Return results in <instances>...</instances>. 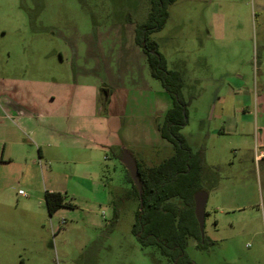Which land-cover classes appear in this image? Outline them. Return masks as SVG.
Returning <instances> with one entry per match:
<instances>
[{
    "label": "rangeland",
    "instance_id": "1",
    "mask_svg": "<svg viewBox=\"0 0 264 264\" xmlns=\"http://www.w3.org/2000/svg\"><path fill=\"white\" fill-rule=\"evenodd\" d=\"M150 10V0H0V82L14 78L18 92L50 94L55 107L73 113H95L98 103L108 108L98 91L103 71L99 77L83 73L96 67L85 59L86 38H94L109 48L116 74L108 114L120 116L121 137L138 162L159 165L175 148L154 121L164 124L174 98L150 75L148 61L128 47ZM150 41L168 70L182 77L186 124L180 132L193 153H203L201 185L209 194L204 233L213 241L200 247L190 236L187 256L198 264H264V157L256 159V144L264 145V0H177ZM237 71L249 92L235 98L238 78L230 74ZM121 150L109 149L104 160L108 193L79 195L77 208L60 215H50L31 194L42 177L11 187L14 210L22 212L19 189L29 195L24 198L31 199L35 226L0 227V263L174 264L133 233L139 199ZM88 197L100 201L89 212ZM59 223L62 231L54 235ZM25 239L37 246L32 254L24 252Z\"/></svg>",
    "mask_w": 264,
    "mask_h": 264
},
{
    "label": "crops",
    "instance_id": "2",
    "mask_svg": "<svg viewBox=\"0 0 264 264\" xmlns=\"http://www.w3.org/2000/svg\"><path fill=\"white\" fill-rule=\"evenodd\" d=\"M122 40L120 38L121 42ZM86 41L85 59L92 61L96 67L83 70V73L99 77V73L103 71L104 79L98 91L102 95V102L107 101L109 108L112 92L116 87V74L109 63L112 58L106 54L109 48L105 49L94 42V38H86ZM129 44V48H133L138 56L147 61V54L137 44L136 32L133 42ZM74 47L76 49L78 46ZM230 75L238 78L236 85H232L235 98L245 91L249 92L248 86L244 84V74L237 71ZM2 79L5 81L0 82V227L13 228L16 222L27 227L35 226L34 220L30 219V214L31 218L34 216L31 199L24 198L29 197L26 191L19 189L24 191V194L19 193L22 196V205L18 203L22 212L12 209L9 201V189L22 184L23 180L29 183L34 177H42L41 186H32L30 191L37 200L44 201L47 210L45 195L48 191L61 192L66 195L67 201L74 204L71 207H60L54 214L49 213L50 215H60L63 213L62 209L77 208L74 200H78L79 195L85 196L89 193L96 197L100 190L107 194L109 186L102 179L106 154L109 149H126L120 134L123 127L120 116L115 113L108 114L109 109L101 103H98L95 113H73L66 106L55 107V98L50 94L44 96V93L18 92L14 78ZM105 111L108 115L104 114ZM254 119L257 124V119ZM84 120L90 122L85 123ZM154 125L157 132H160L158 121H154ZM67 162H74L78 166L69 169L63 166ZM51 163L58 166L53 167ZM95 197L83 200L91 204L86 211L89 212L93 205L100 202ZM41 205L40 203L39 209ZM62 228L60 223L56 227L53 224V234L57 235ZM22 243L24 252L32 254L36 251L37 246L31 244L34 241L25 239ZM13 245L17 246V243Z\"/></svg>",
    "mask_w": 264,
    "mask_h": 264
},
{
    "label": "trees",
    "instance_id": "3",
    "mask_svg": "<svg viewBox=\"0 0 264 264\" xmlns=\"http://www.w3.org/2000/svg\"><path fill=\"white\" fill-rule=\"evenodd\" d=\"M177 0H150L148 19L136 27V41L145 53L151 75L162 81L166 91L174 98V105L166 114L164 124L158 128L163 138L173 144L175 152L159 165L142 166L138 160L142 183V198L133 181V194L139 199V208L133 224V233L143 245H155L174 264H198L187 256L188 238L196 236L199 246L211 242L202 238L195 214V193L203 189V153H193L180 132L186 124V104L182 101L183 80L178 71L168 70L166 60L156 42L150 41L153 30L161 29L169 17V6ZM124 149L120 152V158ZM46 206L50 214L60 207L73 206L61 192H46ZM117 218L115 213L113 220Z\"/></svg>",
    "mask_w": 264,
    "mask_h": 264
},
{
    "label": "water",
    "instance_id": "4",
    "mask_svg": "<svg viewBox=\"0 0 264 264\" xmlns=\"http://www.w3.org/2000/svg\"><path fill=\"white\" fill-rule=\"evenodd\" d=\"M121 161L126 165V168L130 172L134 183L138 187L141 196V204H143L141 176L136 158L128 149H124V152L121 157ZM194 199H195V214L200 225L202 238H204L206 207L209 199V194L205 189H201L195 193Z\"/></svg>",
    "mask_w": 264,
    "mask_h": 264
},
{
    "label": "built area",
    "instance_id": "5",
    "mask_svg": "<svg viewBox=\"0 0 264 264\" xmlns=\"http://www.w3.org/2000/svg\"><path fill=\"white\" fill-rule=\"evenodd\" d=\"M264 157V145L256 144V159L259 160ZM19 193L24 194L23 190H20Z\"/></svg>",
    "mask_w": 264,
    "mask_h": 264
}]
</instances>
